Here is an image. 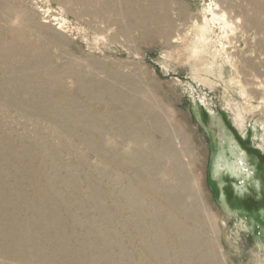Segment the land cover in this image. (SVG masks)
Here are the masks:
<instances>
[{"label":"bare ground","instance_id":"obj_1","mask_svg":"<svg viewBox=\"0 0 264 264\" xmlns=\"http://www.w3.org/2000/svg\"><path fill=\"white\" fill-rule=\"evenodd\" d=\"M16 1L19 0L0 2V20L11 25L15 21L16 24L21 23V29L22 24L28 28L33 27L32 25L38 27V24H33L34 20L19 8L20 1L17 2L18 5ZM164 1L154 0L150 3L153 10L148 14L136 10V5L133 6L135 11L133 10L132 16L128 14L131 16L128 17L131 22L121 33L128 42L152 41L163 36V26L172 28L173 23L171 24L167 6L169 2L166 5ZM185 11V8L180 10L183 17H186ZM11 25L6 32L0 31V41L7 42V37L11 36L25 38L21 31L15 29L16 25ZM204 29L202 26L199 31ZM37 32L32 34L38 36ZM133 34H137L138 38L136 35V39L133 38ZM169 39L170 37L168 41ZM35 42L37 43L36 40ZM33 47L32 44L16 50L24 56L25 59H22L30 62L29 71L39 72L51 80L53 91L46 89L43 92L45 91L47 101L57 106L64 105L65 112L60 115L63 117L58 116L52 108L44 106V103L33 100V96L31 99L28 97L29 100H25L26 97L20 99L12 97L11 91H6L8 98L0 101V109L6 107L7 110L19 112L29 122L33 121V115H42L41 117H47L56 126L61 123L62 127L58 126L59 129L52 130V135L64 133L70 139L75 137L82 143L84 150L97 154L102 150L99 143L93 140V136L101 132L103 140V133L119 127V135L124 138L125 142L122 141L128 144V148L123 150L119 146L112 151H107V148L100 154L101 159L105 162L103 166L113 165L128 169L133 176L126 178L114 171L113 184L120 185L119 196L127 203V212H120L117 210L119 198L114 195V191L103 193L97 182H84L82 176L86 167L80 162L71 164L63 160L65 153L74 152V143V147H57L49 140L52 137L45 139L41 134L34 137L16 135L19 132L7 134L3 123L11 116L0 114V264H225V259L218 258L215 252L218 248H215L216 244L213 245L214 242L209 241L213 237L208 239L203 236L204 241L201 240L203 237H200L202 231L214 228L197 176L200 149L193 136L182 125L180 114L173 108V100L163 94L158 98L154 97L153 94L161 92L160 89L151 76L145 71L141 72L135 63L131 65L134 72L124 73L117 71L119 67L115 70V64L114 67H107L103 62L100 63L101 60L97 61L88 56L86 62L89 65L84 68L75 64V60V63L64 62L65 66H57L56 69L48 65L40 69L33 66ZM1 48L0 45V68H3L8 66L9 55L3 54ZM61 55L64 56V53ZM52 63L50 60V64ZM121 65L120 68L126 66L123 62ZM99 69L108 72L104 81L101 80L103 76H100ZM95 70L100 72V80H95ZM18 74L24 75L25 72ZM67 77L74 80L75 90L72 94L60 93V85ZM83 77L91 80L84 81ZM11 82L13 85L14 81ZM8 85L13 87L10 81ZM95 106L98 111L93 109ZM64 117L66 120L60 122ZM52 128L54 129V126ZM239 162V159L235 161L237 172L242 169ZM96 173L105 175V171L98 169ZM70 174L81 184L84 183L85 188L80 187L71 176L66 178L65 175ZM108 205L117 211L108 212ZM113 219L117 222L116 227L111 225ZM206 239L209 242L205 241ZM135 241L137 248L133 247ZM220 259L224 262L221 263Z\"/></svg>","mask_w":264,"mask_h":264},{"label":"rangeland","instance_id":"obj_2","mask_svg":"<svg viewBox=\"0 0 264 264\" xmlns=\"http://www.w3.org/2000/svg\"><path fill=\"white\" fill-rule=\"evenodd\" d=\"M2 1L4 0H0ZM5 1L15 2V0ZM19 1H16V4ZM131 1L24 0L22 4L26 6L19 2V5L17 4L19 8L21 7L20 9H23L22 11L26 12L35 21L33 24H38L39 28L37 25L28 28L27 25L22 24L21 29L19 22L20 26L16 24V21L11 25L0 20V31L6 32L10 25L14 27L16 25L15 29L17 28L16 30L21 31L25 36L24 39L11 36L7 37V42L0 41L4 49L1 48L2 53L9 55L8 66L0 68V85L2 86H0V101L8 98L6 91H11L12 97L16 96L20 99L26 97L25 100H27L28 97L31 99L33 96V100H38L44 103V106L52 108L58 116L64 114V105L57 106L45 98L43 90L53 91L51 80L39 72L29 71L30 62L24 60V56L18 51L19 48L28 45H34L33 66L40 69L48 66L56 69L65 66L67 62V64L75 63V60V64L84 68L89 65L86 62L88 56H92L97 61L101 60L100 63H104L107 67H114L115 64V70L119 67L117 71L124 73L134 72L131 65L135 63L141 72L145 71L151 76L150 78L160 89L161 92L154 93V97L158 98L163 94L173 100V108L180 114L182 125L193 136L195 144L200 149V164L197 167L199 187L214 223L213 230L202 231L204 234L201 233L200 237L205 236L208 239L213 237L211 240L214 241L210 239L209 241L214 242L213 245L216 244L215 248H218L215 252L218 258L225 259V264H264V0H168L167 2L163 0L166 5L169 2L167 6L169 18L172 19H170L171 24L173 23L172 28L163 26L164 32L162 31L161 38L156 37L157 40L154 38L153 42L139 43L128 42L121 33L131 22L129 18L135 11L133 6L136 5L134 6L136 10H142L148 14L153 10L150 3L154 0H147L149 3L146 0ZM148 7L151 11L147 10ZM181 8H185L186 17L182 16ZM202 26L205 28L203 33L199 31ZM32 32H37L38 36ZM135 35L137 36L133 34V38L136 37ZM165 36L167 38L164 39ZM168 37H170L169 41ZM172 41H174L173 44H170ZM12 48L18 50L14 52ZM5 50L9 52L6 53ZM61 50L64 56L61 55L63 54ZM47 55L50 58H47ZM122 62L126 64L124 68H120ZM96 71L93 72L96 81L100 80V76H103L102 81L108 77V72L104 69L98 70L101 73ZM18 72H25V74H18ZM67 78H64L60 85L62 88L60 93L72 94L75 90L74 80ZM85 78L83 77L84 81L91 80ZM11 80L14 81L13 85ZM9 81L13 89L8 85ZM49 104L52 106L50 107ZM93 109L98 111L97 106ZM0 114L5 117L11 116L3 123L7 134L19 132L16 135H22L21 137H34L41 134L40 136L46 137L45 139L52 137L53 140L51 138L49 140L57 147L61 145L74 147L75 144L74 152L65 153L63 160L71 164L82 163L86 167L82 180L97 182L103 193L114 191V195L119 198L117 210L127 212L125 208L127 203L119 196L121 187L113 184L112 178L115 177L114 171L126 178H131L133 174L128 169L113 165L103 166L105 162L100 155L107 148V151H112L119 146L123 150L128 148L124 138L119 135L121 131L119 127L108 130L109 133L108 131L103 133L104 138L107 134L106 140L104 138L102 140L101 132L93 136V140L99 143L102 150L97 154L84 150L82 143L75 137L70 139L64 133L53 134V136L52 130L59 129L62 124L59 123L60 125L56 126L45 116L33 115V121L29 122L21 113L7 110L6 107H1ZM62 120L60 122L63 123L66 117ZM49 130L50 134H48ZM121 141L127 145L123 147ZM238 159L242 168L241 172L235 170V161ZM97 169L105 171L103 173L105 175L95 174ZM65 176L66 178L71 176L74 181H77L72 174ZM100 177H103V180ZM77 183L85 188L84 183L81 184L78 181ZM107 210L110 213L117 211L109 205ZM116 224L117 222L113 219L111 225L116 227ZM205 237L201 240L204 241ZM136 246L135 241L133 247L137 248ZM202 249L201 253H203ZM219 252L221 254L218 255ZM223 259H220L221 263L224 262Z\"/></svg>","mask_w":264,"mask_h":264}]
</instances>
